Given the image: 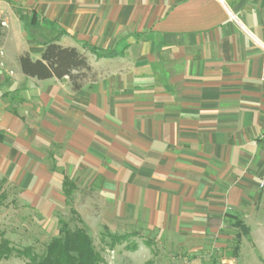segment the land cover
Here are the masks:
<instances>
[{
    "label": "crops",
    "instance_id": "obj_1",
    "mask_svg": "<svg viewBox=\"0 0 264 264\" xmlns=\"http://www.w3.org/2000/svg\"><path fill=\"white\" fill-rule=\"evenodd\" d=\"M34 15L87 56L81 90L22 73L19 58L44 50ZM30 127L67 143L73 174H120L104 201L150 237L203 239L227 214L264 233V0H0L2 178L30 173ZM41 173V191L60 182Z\"/></svg>",
    "mask_w": 264,
    "mask_h": 264
},
{
    "label": "rangeland",
    "instance_id": "obj_2",
    "mask_svg": "<svg viewBox=\"0 0 264 264\" xmlns=\"http://www.w3.org/2000/svg\"><path fill=\"white\" fill-rule=\"evenodd\" d=\"M21 96L18 93L14 97L19 101ZM48 129L45 133L43 128H29L31 133L36 130L35 136H38L34 137L35 142L29 151L28 175L12 179L0 176V195L4 197L0 208V241L4 237L13 247H32L36 253L42 254L46 245L60 235L62 223H66L72 230L84 228L88 231L103 257L102 264H264L261 225L247 224L240 216L250 230L249 237L227 217L223 218L221 228L217 226L207 232L203 239L173 237L165 229L150 237L141 223L122 224L121 200L107 197L108 200L104 201L106 194L117 195V189L121 188L117 180L121 175L96 174L91 177V174H73L66 155L67 143L54 142L49 138ZM104 163L117 166L118 160L105 157ZM43 167L59 175L56 178L60 182L55 181L50 189L41 191ZM65 178L72 182L71 196L65 195L64 185H60L61 182L64 184ZM107 178L114 180L113 185L105 184ZM39 196L54 199L42 201ZM252 226L255 229L253 234ZM108 233L127 239L121 245L111 247ZM237 248L239 251L235 254ZM0 264H25V261L12 257L0 261Z\"/></svg>",
    "mask_w": 264,
    "mask_h": 264
},
{
    "label": "trees",
    "instance_id": "obj_3",
    "mask_svg": "<svg viewBox=\"0 0 264 264\" xmlns=\"http://www.w3.org/2000/svg\"><path fill=\"white\" fill-rule=\"evenodd\" d=\"M26 29L32 41L42 42L44 50L38 60H33L28 53L19 58L22 73L39 81L68 78L74 91L81 90L92 68L87 56L80 50L63 47L58 43L68 33L36 15L27 20ZM84 49L98 58L111 56L88 44H84ZM72 191V182L65 178V195L71 196ZM3 199L1 194L0 208ZM226 217L234 221V225L241 228L245 235L250 236L249 228L237 216L227 214ZM107 236L111 239V247L121 245L127 239L126 236L110 233ZM238 251V248L235 249V254ZM12 257L24 260L25 264H102L104 261L88 231L84 228L72 230L66 223H62L60 235L46 245L42 254L36 253L32 247H13L11 241L3 237L0 241V261Z\"/></svg>",
    "mask_w": 264,
    "mask_h": 264
},
{
    "label": "built area",
    "instance_id": "obj_4",
    "mask_svg": "<svg viewBox=\"0 0 264 264\" xmlns=\"http://www.w3.org/2000/svg\"><path fill=\"white\" fill-rule=\"evenodd\" d=\"M262 185H264V183Z\"/></svg>",
    "mask_w": 264,
    "mask_h": 264
}]
</instances>
